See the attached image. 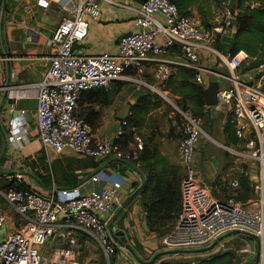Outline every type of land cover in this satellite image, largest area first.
Instances as JSON below:
<instances>
[{"label":"built area","instance_id":"obj_1","mask_svg":"<svg viewBox=\"0 0 264 264\" xmlns=\"http://www.w3.org/2000/svg\"><path fill=\"white\" fill-rule=\"evenodd\" d=\"M38 4L48 6L46 0ZM86 15L99 18V0L80 4L77 11L62 20L47 43L52 56L43 79L29 85L36 90V128L42 147L59 156L120 164L141 177L139 159L144 149L141 137L134 133L125 148L121 144L126 133L134 131L126 117L120 119L114 141H99L95 139L93 126L76 115L78 103L84 93L111 91L121 81L136 82L141 92L153 91V86L142 80L147 64L172 50L180 51L184 66L194 72V83L207 88L211 77L222 80L217 108L231 113L242 152L226 149L242 158H256L262 169L252 182L259 196L258 201L252 202L253 208L238 201L236 192L216 197L196 167L204 135L203 119L189 110L177 109L182 122L181 210L170 232L162 237V246L167 252L209 249L206 252L209 253L217 249L222 239L229 243L235 239H254L257 243L254 257L242 261L237 257V264L257 258L256 264H264V71H260L258 82L253 83L247 80L249 72L242 73L244 53L232 55L217 48L218 39L237 31L233 11L223 12V21H219L223 26L208 29L199 18L182 16L171 0H146L134 20L137 30L121 38L116 52L98 54L74 48L88 35ZM156 15L163 20L155 18ZM204 52L217 58L227 73L204 66L201 63ZM262 69L264 65L259 70ZM167 77L164 72L163 78ZM224 81L231 84L225 86ZM18 130L12 140L16 149L25 138L22 128ZM245 151L254 153L249 157ZM98 181L90 176L65 189L53 182L42 193L34 189L26 175L0 176V231L8 230L0 242V264H83L82 253L92 243L103 253L105 264H130L125 248L127 239L112 228L111 212L129 200L131 190L105 186ZM229 187L239 190V180L231 181ZM241 252L250 255V245Z\"/></svg>","mask_w":264,"mask_h":264},{"label":"crops","instance_id":"obj_2","mask_svg":"<svg viewBox=\"0 0 264 264\" xmlns=\"http://www.w3.org/2000/svg\"><path fill=\"white\" fill-rule=\"evenodd\" d=\"M39 1L0 0V176L6 173L26 175L31 180L34 189L46 193V188L38 185L32 179L34 171L28 167L26 162H33L39 166V175L45 176L50 163L57 160L56 162H60L63 168L70 165L71 171L79 175L78 180L80 181L94 176L99 180V183H103L105 186H118L130 190V187L134 188L135 183L141 182L142 178L128 169L122 172L113 162L71 160L69 159L71 156L68 155L51 158L50 150L47 151V157L39 155L42 145L38 140L36 128L38 102L35 88L29 85L39 83L50 65L52 49L47 43L58 25L69 14L77 11L80 4L86 3L88 0H46L47 7L39 6ZM140 8L141 4L138 0H99V18L95 20L88 15L85 16L89 23V30L86 39L79 45V49L86 54L116 52L121 38L137 30L134 20ZM155 18L163 20V17L159 15H156ZM196 18L200 19L198 15ZM219 18L220 16L216 18L217 22ZM233 37L230 40H225L227 37H221L220 41L228 43L233 40ZM201 59L204 66H212L222 73H227L226 67L217 58H211L204 52L201 54ZM184 61V56L180 51L172 50L167 55L148 63L142 80L153 86L154 90L151 92L156 90L157 85L170 84L173 87H178L182 80L181 72L186 68L183 64ZM164 72L168 73L167 78H163ZM225 82H227V86L231 84L229 81H224V85ZM138 88L136 82H117L113 87L116 93L109 106L103 108L97 104L91 106V109L101 111V115L93 125L91 124L96 140H115L120 119L128 116L130 107L139 98L141 91ZM171 91L169 89L164 92ZM218 109L216 108L212 112H218ZM223 110L226 112L225 109ZM19 127L24 131L25 138L19 149H16L12 140L19 132ZM159 149L171 164L182 166L179 140L175 142L174 148L167 143H160ZM196 167L201 173L198 163ZM59 170L61 171L62 168L60 167ZM133 199L134 202H139L140 206L134 205L133 208L132 206L130 208L132 212L129 215L133 214L131 220H135L138 228L136 230L138 233L135 236H130L131 244L136 242L134 238H138L140 245L142 244V253L154 254L149 249L153 247L150 240L154 239L155 235L151 234L146 226L142 196L134 194ZM130 201L126 202V205L117 206L111 212V216H113L112 228H117L120 232L123 231L119 228V222L122 216L124 217L125 208ZM125 226H129L127 221ZM128 228L130 229V227ZM1 231L3 233L0 235V242L8 234V230ZM121 236H124V232ZM124 237L127 239L126 236ZM135 258L139 260L140 256L137 255ZM129 263L134 264L131 261Z\"/></svg>","mask_w":264,"mask_h":264},{"label":"trees","instance_id":"obj_3","mask_svg":"<svg viewBox=\"0 0 264 264\" xmlns=\"http://www.w3.org/2000/svg\"><path fill=\"white\" fill-rule=\"evenodd\" d=\"M226 0H171L178 6L182 16L194 18L200 17L202 25L205 28L223 26L216 21L218 13L224 9ZM235 6L231 9L236 17L237 31L233 40L228 43L217 41V48L223 52H229L232 55L244 53L246 61L242 65V73H248L259 70L264 65V0H235ZM224 12V10L222 11ZM223 19L221 18V22ZM182 80L178 87L166 84L163 91L169 89L176 90L179 100L177 105L181 110H189L196 117L204 119L212 115V108L206 106L205 93L206 87L197 85L193 82L194 72L191 69L184 68L181 72ZM116 91L94 90L84 93L78 103L80 111L76 115L92 124L101 115V111L91 109L92 105H99L101 108L109 106ZM87 106V107H86ZM159 107L156 95L151 91L141 92L137 102L130 107L131 114L126 117L130 130L126 133L122 146L125 148L133 139L135 129L140 130L146 124L147 118L151 112ZM231 133L228 138L229 143L238 145L233 128V118L230 117L225 129ZM28 167L35 171L37 169L33 162H26ZM140 174L142 182H136L134 188L135 196H142V208L145 213V221L148 231L158 237H162L171 227H173L178 214L181 210V181L183 173L181 167L171 164L162 154L159 145L153 143V140L144 143V149L140 155ZM61 166H60V165ZM56 173L62 178V185L56 184L59 188H72L81 181L79 175L71 171L70 165L65 168L60 162H54ZM117 168L123 172L128 167L116 164ZM36 167V168H35ZM48 167V166H47ZM62 168L60 171L59 168ZM48 175V174H47ZM47 175L35 177L38 185L48 188L54 181H51ZM249 176L241 175L239 178L240 188L243 195L237 199L248 201L251 197L252 182ZM47 181V184H44ZM49 181V183H48ZM55 183V182H54ZM5 184V187H8ZM18 187H20L18 185ZM172 229V228H171ZM159 254L157 259H160ZM160 264H237V255L231 252H224L213 255L206 259L198 261H189L181 263L161 262Z\"/></svg>","mask_w":264,"mask_h":264},{"label":"rangeland","instance_id":"obj_4","mask_svg":"<svg viewBox=\"0 0 264 264\" xmlns=\"http://www.w3.org/2000/svg\"><path fill=\"white\" fill-rule=\"evenodd\" d=\"M235 3V0H226L223 10H231L235 6ZM223 10L218 13V16H220L218 23L219 21H221V18L223 16ZM232 37L233 35H229L227 36V38H225V40H230ZM260 71H264V69L249 72L247 74V80L252 81L253 83H257L259 80ZM225 86H227V82H225ZM173 88L176 89V87ZM155 89L156 90L153 92V94L156 95L158 99L159 107L156 109V111H153L148 116L146 124L142 126L140 130L135 129V133L141 137L143 144L145 142L153 140V143L157 146H160V143H167L170 147L174 148L175 142H178V140H180V135L182 131V122L177 111V109L181 108L177 105V101L179 100V98L175 93V89H171L172 91L169 93L163 91V85H157ZM79 111L80 108L77 109V113ZM230 117L231 113L229 111L225 112L223 109L220 108L218 109V112H215L213 115H210L209 117H205L203 119L204 135L201 139L197 153V163L201 169V174L206 180L207 184L212 188L214 195L219 198L231 196L235 192L237 193V198L241 197L243 195L242 189L240 188L239 190L234 191L230 189L229 183L233 180H239L240 176L243 174L246 176H252V182H254L253 180L258 178L262 169L260 161L256 158H242L234 153L242 152V150L240 149L241 146L239 147L236 144L228 142V138L230 137L231 133H227L224 129ZM226 147L230 148L234 152L228 151ZM50 151L51 158L58 157V155L52 149H50ZM245 152L249 157L254 153V151ZM260 154L261 153H258L257 156L260 157ZM39 155L47 157L48 152L43 147H41ZM69 159L76 160L72 156L69 157ZM56 161L57 160L51 162L50 167H48L47 172H45L48 174L47 177L49 179L51 178V181H54L55 184L62 185V178L58 177V174L56 173V168L53 165V163ZM36 167H38V169L32 172V179H35V177L39 176L40 167L37 165ZM181 170L183 171L182 166ZM44 184H47V181H45ZM250 186L251 197L248 201L251 202H241L248 203L250 205V208H253L252 202L258 201L259 196L256 195L255 189L253 188V183ZM130 190L131 196L128 201H131L129 202V205L125 208V215L124 217L122 216V219L119 222V228L124 232V236L127 237V243L125 246L127 250L126 255L129 261H131L132 263L160 264L161 262L181 263L189 261H198L224 252H231L234 255H237L239 261L245 260L247 258L252 259L254 257L255 247L257 245L254 239H246L244 241H238L237 239H235L233 242L230 243L227 242V240L222 239V241L217 245V249L209 253H196L194 251L185 250L167 252L162 246V237L168 232H170L172 227L167 232H165L162 237H158L155 235V238L150 240L151 244H153V247L152 249H148L151 253L154 254H150L149 252H146V254L142 253V244L140 245L138 238H134L136 239V242L134 243L135 246L134 244H131L130 241L132 240L130 236H135L138 233L136 232V230L138 229L137 223L135 222V220H131L133 214L129 215V213L132 212V209L130 208L131 206L133 208L134 205L140 206V203L134 202L135 200L133 199L136 189L131 186ZM2 205H4L3 202ZM126 221L128 222V227H130V229L125 226ZM1 233H3V231H0V235ZM247 244L250 245L251 248V254L248 256L241 252V250L244 249ZM213 248L214 247H212L211 249ZM159 254H162V256L160 257V259H157ZM137 255L140 256L139 260L135 258L137 257ZM81 262L83 264H105V258L101 250L97 247V245L92 243L88 248L83 251Z\"/></svg>","mask_w":264,"mask_h":264},{"label":"water","instance_id":"obj_5","mask_svg":"<svg viewBox=\"0 0 264 264\" xmlns=\"http://www.w3.org/2000/svg\"><path fill=\"white\" fill-rule=\"evenodd\" d=\"M138 2L143 5L146 0H138ZM129 36V35H127ZM74 48H79L78 44H74ZM222 86V80H220L217 76H213L210 78V83L208 85V88L206 89L205 93V102L206 106L209 108H212L213 110H216V108L219 106V99H218V93L219 89ZM123 232L118 233V236H121ZM209 249L200 250V251H194L196 253H206ZM258 261V258L255 259L252 262H249L247 264H256Z\"/></svg>","mask_w":264,"mask_h":264}]
</instances>
